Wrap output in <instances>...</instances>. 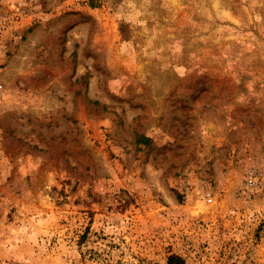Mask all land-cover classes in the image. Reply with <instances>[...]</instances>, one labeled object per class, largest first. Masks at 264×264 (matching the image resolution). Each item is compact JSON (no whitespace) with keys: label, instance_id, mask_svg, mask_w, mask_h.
Instances as JSON below:
<instances>
[{"label":"rangeland","instance_id":"1","mask_svg":"<svg viewBox=\"0 0 264 264\" xmlns=\"http://www.w3.org/2000/svg\"><path fill=\"white\" fill-rule=\"evenodd\" d=\"M171 255L264 264V0H0V264Z\"/></svg>","mask_w":264,"mask_h":264},{"label":"built area","instance_id":"2","mask_svg":"<svg viewBox=\"0 0 264 264\" xmlns=\"http://www.w3.org/2000/svg\"><path fill=\"white\" fill-rule=\"evenodd\" d=\"M245 181H246V185H245L246 189L252 190L261 184V176L256 170L250 169L246 174Z\"/></svg>","mask_w":264,"mask_h":264},{"label":"trees","instance_id":"3","mask_svg":"<svg viewBox=\"0 0 264 264\" xmlns=\"http://www.w3.org/2000/svg\"><path fill=\"white\" fill-rule=\"evenodd\" d=\"M167 264H186V263L181 257L177 255H171L167 260Z\"/></svg>","mask_w":264,"mask_h":264}]
</instances>
